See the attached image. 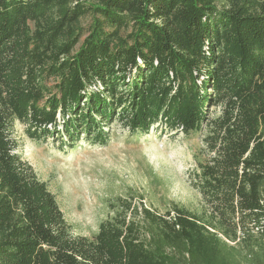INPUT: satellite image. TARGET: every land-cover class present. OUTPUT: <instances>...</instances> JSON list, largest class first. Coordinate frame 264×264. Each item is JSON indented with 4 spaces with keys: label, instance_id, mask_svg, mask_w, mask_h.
Listing matches in <instances>:
<instances>
[{
    "label": "trees",
    "instance_id": "obj_1",
    "mask_svg": "<svg viewBox=\"0 0 264 264\" xmlns=\"http://www.w3.org/2000/svg\"><path fill=\"white\" fill-rule=\"evenodd\" d=\"M16 122L61 149L204 132L202 210L119 198L74 235ZM0 264H264V0H0Z\"/></svg>",
    "mask_w": 264,
    "mask_h": 264
},
{
    "label": "rangeland",
    "instance_id": "obj_2",
    "mask_svg": "<svg viewBox=\"0 0 264 264\" xmlns=\"http://www.w3.org/2000/svg\"><path fill=\"white\" fill-rule=\"evenodd\" d=\"M219 112L220 107L213 106L209 116ZM109 131L107 145L80 139L73 148L61 149L56 138L29 140L23 125L15 123L18 152L47 183L74 235L93 237L100 222L113 216L119 198L138 211L144 205L173 213L177 205L201 212V196L189 173L204 132L184 135L153 127L147 134H130L116 123Z\"/></svg>",
    "mask_w": 264,
    "mask_h": 264
}]
</instances>
